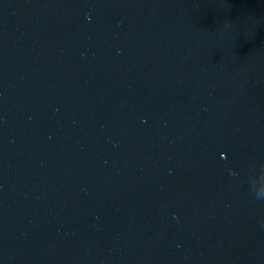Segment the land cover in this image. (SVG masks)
<instances>
[{"label": "water", "instance_id": "1", "mask_svg": "<svg viewBox=\"0 0 264 264\" xmlns=\"http://www.w3.org/2000/svg\"><path fill=\"white\" fill-rule=\"evenodd\" d=\"M0 264H264V0H0Z\"/></svg>", "mask_w": 264, "mask_h": 264}]
</instances>
